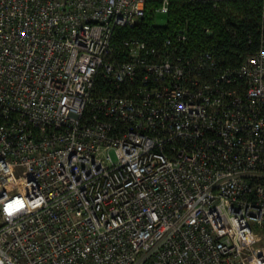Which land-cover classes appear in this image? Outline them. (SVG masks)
<instances>
[{
	"label": "built area",
	"instance_id": "2783aa9c",
	"mask_svg": "<svg viewBox=\"0 0 264 264\" xmlns=\"http://www.w3.org/2000/svg\"><path fill=\"white\" fill-rule=\"evenodd\" d=\"M146 2L0 0V264H264V11L223 65Z\"/></svg>",
	"mask_w": 264,
	"mask_h": 264
},
{
	"label": "trees",
	"instance_id": "16d2710c",
	"mask_svg": "<svg viewBox=\"0 0 264 264\" xmlns=\"http://www.w3.org/2000/svg\"><path fill=\"white\" fill-rule=\"evenodd\" d=\"M168 2L164 26L154 22L161 0H147L144 16L131 29H116V40L136 38L158 44L185 27L188 50L210 51L223 65L238 64L243 56L255 51L264 0L226 1L216 8L196 0Z\"/></svg>",
	"mask_w": 264,
	"mask_h": 264
},
{
	"label": "rangeland",
	"instance_id": "374dc122",
	"mask_svg": "<svg viewBox=\"0 0 264 264\" xmlns=\"http://www.w3.org/2000/svg\"><path fill=\"white\" fill-rule=\"evenodd\" d=\"M155 24L158 25V26H164L165 23H166V15L165 14H161V13H156L155 14V20H154ZM6 190L7 191H10V192H13V186H6Z\"/></svg>",
	"mask_w": 264,
	"mask_h": 264
}]
</instances>
